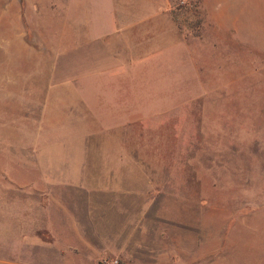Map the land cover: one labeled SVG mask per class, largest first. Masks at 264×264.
Returning <instances> with one entry per match:
<instances>
[{
    "label": "rangeland",
    "instance_id": "374dc122",
    "mask_svg": "<svg viewBox=\"0 0 264 264\" xmlns=\"http://www.w3.org/2000/svg\"><path fill=\"white\" fill-rule=\"evenodd\" d=\"M113 20L120 69L69 28ZM25 238L264 264V0H0V246Z\"/></svg>",
    "mask_w": 264,
    "mask_h": 264
},
{
    "label": "crops",
    "instance_id": "0c3cea01",
    "mask_svg": "<svg viewBox=\"0 0 264 264\" xmlns=\"http://www.w3.org/2000/svg\"><path fill=\"white\" fill-rule=\"evenodd\" d=\"M228 9L229 5L222 4V11H227ZM110 26L112 29H110ZM69 28H71L74 31V34L78 37V42L84 41V48L80 51H83L85 54L89 53V55L92 52V54H94V57L97 58L95 61L101 60L100 62L103 68L116 67L120 69L124 67V52L119 50V48L114 47L113 45V43L124 41L125 39L124 26H122L119 21L113 20L110 22V24L104 23L101 28L104 30H101L98 34L93 33L92 26L90 25V23L87 22L85 24L72 23L71 25H69ZM109 29L112 31H109ZM121 56L122 60L119 59ZM86 58L88 62H92L90 61L91 59H89L88 56H86ZM94 73L96 72L94 71ZM53 203L55 205H58L56 200H53ZM62 228H67V225L66 227L63 226ZM53 231L55 233L52 232L51 234L54 239H56L55 235L58 231ZM44 243V240L38 241L33 240L32 238H25L24 240H22L21 245L4 247L0 246V264H66L64 263L62 258L63 252L61 248L52 246V244L47 245L49 249L54 250H52L51 253L46 254L44 253ZM79 243L83 244L84 246L89 244V242L86 241V238L85 240L81 238V240H79ZM94 253V256L99 254V252Z\"/></svg>",
    "mask_w": 264,
    "mask_h": 264
}]
</instances>
